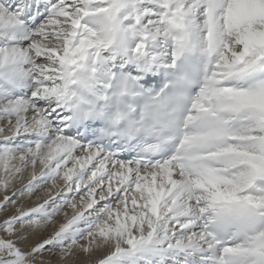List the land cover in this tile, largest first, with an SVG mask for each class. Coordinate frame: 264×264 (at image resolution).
Listing matches in <instances>:
<instances>
[{
  "label": "snow or ice",
  "instance_id": "snow-or-ice-1",
  "mask_svg": "<svg viewBox=\"0 0 264 264\" xmlns=\"http://www.w3.org/2000/svg\"><path fill=\"white\" fill-rule=\"evenodd\" d=\"M0 264H264V0H0Z\"/></svg>",
  "mask_w": 264,
  "mask_h": 264
}]
</instances>
